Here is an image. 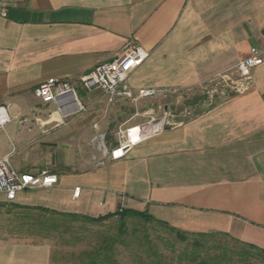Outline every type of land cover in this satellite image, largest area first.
Masks as SVG:
<instances>
[{
	"label": "crops",
	"instance_id": "obj_1",
	"mask_svg": "<svg viewBox=\"0 0 264 264\" xmlns=\"http://www.w3.org/2000/svg\"><path fill=\"white\" fill-rule=\"evenodd\" d=\"M128 43L149 54L131 89H197L264 49V0H0V108L9 118L0 158L11 154L19 173L57 179L11 202L0 196V216L134 211L264 251V64L245 93L168 124L112 161L95 149L89 113L105 103L78 79ZM51 78L77 87L87 111L64 118L36 99L33 90ZM52 253L46 239L0 238V264H53Z\"/></svg>",
	"mask_w": 264,
	"mask_h": 264
},
{
	"label": "rangeland",
	"instance_id": "obj_2",
	"mask_svg": "<svg viewBox=\"0 0 264 264\" xmlns=\"http://www.w3.org/2000/svg\"><path fill=\"white\" fill-rule=\"evenodd\" d=\"M206 85L189 91L178 90L163 97L121 100L112 105L96 104L89 112L95 125L93 140L96 151L98 149L104 151V147L108 151L113 150L118 145L120 130L124 131L151 119L163 118L165 107L174 113L173 118L169 117L166 120L169 125L193 117L217 102L216 99L211 100L207 97ZM44 221L54 222L59 229L56 232L42 231L40 226ZM119 221L115 218L103 223L90 224L56 216L44 217L31 212L9 213L8 216H0V238L46 239L53 245V264H85L86 255L100 247L102 237L113 238L118 235ZM125 223L128 232L123 238L124 244L115 247L116 264H139L140 261L146 264L156 260L154 257L146 259L141 249L145 246L143 244L141 246L140 242L135 240L143 238L144 235L149 236L151 243L163 257V263L166 264H174V258L184 248L185 244L175 242L173 235L155 224H144L134 218H126ZM134 230L135 234L132 233ZM212 241L219 244L218 247L227 250L229 258L221 264H264L261 259L253 257L238 259L234 254L241 247L228 239L215 237ZM165 242L175 243L174 251L166 250L163 246ZM213 253H221V250H215Z\"/></svg>",
	"mask_w": 264,
	"mask_h": 264
},
{
	"label": "built area",
	"instance_id": "obj_3",
	"mask_svg": "<svg viewBox=\"0 0 264 264\" xmlns=\"http://www.w3.org/2000/svg\"><path fill=\"white\" fill-rule=\"evenodd\" d=\"M148 56V52L142 47L128 43L112 61L98 64L86 75L81 76L78 79L79 85L85 93H99L106 105H112L121 100L163 97L176 92L166 88L133 90L128 86L129 77L146 61ZM263 64L264 49L252 48L250 55L239 60L231 70L220 73L204 83V85L207 84V97L219 102L245 93L254 84V70ZM33 95L43 104H54L57 112L64 118L87 111L80 100L77 87L66 80L47 79L33 90ZM173 116V112L165 111L163 118L159 120L151 119L124 131L120 130L118 145L109 152V159L116 161L123 158L129 149L151 134L161 131L168 124L166 120ZM8 122L9 118L4 108H0V130H3ZM56 182V176L47 172L38 175L19 173L12 167L11 154L0 158V196H3L6 202L13 201L19 192L49 188ZM78 194L77 188L74 190L73 197H77Z\"/></svg>",
	"mask_w": 264,
	"mask_h": 264
},
{
	"label": "trees",
	"instance_id": "obj_4",
	"mask_svg": "<svg viewBox=\"0 0 264 264\" xmlns=\"http://www.w3.org/2000/svg\"><path fill=\"white\" fill-rule=\"evenodd\" d=\"M42 213L48 214L50 213L52 217H60L64 219H69L71 221H81L84 223L90 224H97L103 223L110 219L118 218L119 224L116 237H102L100 247L98 249L93 250L91 253L86 255V263L85 264H116L114 259L115 257V247L118 245H123V238L127 236V227L125 223L126 218H134L137 219L144 224H155L158 227L163 228L169 234L173 235L175 238V242L180 244H185L184 248L178 253V255L174 258V264H221L225 260H228L229 256H227V250L218 247L215 241H212L215 237H222L224 239L230 240L232 243L240 246L241 249L236 251L234 254L238 259L244 260L242 258H256L261 259L264 263V251L248 244L241 243L234 239L229 238L226 235L220 234H187L180 231H177L173 228H170L164 222L158 221L155 218L151 217L146 213H138L134 211H123L120 210L114 214H109L107 216L97 218V219H89L86 217H80L77 215H60L55 212H50L46 209H39ZM41 227V226H40ZM42 228H47L53 231H57L59 227L54 222L44 221L42 223ZM134 230L132 233L135 234ZM140 242L141 246H145L142 249L144 257L147 259L149 257L156 258L153 263H146V264H166L163 263V257L159 255L158 249L155 248L150 241L148 235H144L142 238L135 239ZM143 244V245H142ZM175 243L165 242L163 246H165L166 250H170L171 252L174 251ZM215 250H221V253H213ZM141 259H139L140 261ZM172 261V259H171ZM139 264H143L141 261ZM169 264V263H168Z\"/></svg>",
	"mask_w": 264,
	"mask_h": 264
}]
</instances>
